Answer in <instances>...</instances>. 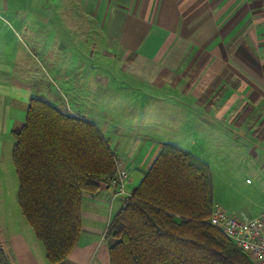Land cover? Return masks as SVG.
<instances>
[{
    "label": "crops",
    "instance_id": "1",
    "mask_svg": "<svg viewBox=\"0 0 264 264\" xmlns=\"http://www.w3.org/2000/svg\"><path fill=\"white\" fill-rule=\"evenodd\" d=\"M7 2L0 0V15L9 12ZM56 4L40 10L73 16L74 22L71 18L59 24V32L66 35L54 34L46 45L45 28L50 24L29 19L22 28L37 47H53V60L61 54L54 60L58 81L39 96H34L35 87L0 83V134L9 140L15 122L24 121L20 106L40 97L94 124L127 174L123 195L117 193L116 176L103 180L95 194L82 193L77 244L56 264H109L106 226L161 144L171 142L166 138L208 166L213 204L221 202L214 190L213 166L225 158H240L257 175L264 169V0H58ZM95 61L106 70L95 73ZM113 64L118 78L170 101L171 105H163L166 110L181 112V133L170 130L167 137L156 139L153 134H165L161 124L134 135L124 133L125 128L121 133L103 128L94 116L93 81L104 85L108 78L114 79L109 71ZM6 99L16 104L4 105ZM10 173L0 155V264H49L43 245L11 199Z\"/></svg>",
    "mask_w": 264,
    "mask_h": 264
},
{
    "label": "trees",
    "instance_id": "2",
    "mask_svg": "<svg viewBox=\"0 0 264 264\" xmlns=\"http://www.w3.org/2000/svg\"><path fill=\"white\" fill-rule=\"evenodd\" d=\"M11 135L17 203L47 262L59 263L79 238L82 193L115 176L116 156L94 124L40 97ZM212 194L208 166L162 143L106 226L109 264H253L208 224Z\"/></svg>",
    "mask_w": 264,
    "mask_h": 264
},
{
    "label": "rangeland",
    "instance_id": "3",
    "mask_svg": "<svg viewBox=\"0 0 264 264\" xmlns=\"http://www.w3.org/2000/svg\"><path fill=\"white\" fill-rule=\"evenodd\" d=\"M56 1L58 2V0ZM56 3L55 0H8L7 7L9 12L0 15V73L3 79L0 83L2 85L9 86L14 84L23 87H35L34 96H39L38 93H41V90L49 86L53 88L52 84L57 83L54 66L58 64L54 60L60 59L59 55L61 54L56 53L57 55L53 60V47H37L34 45L36 42L33 38L29 37L22 28V24L28 23L29 19L32 20V23L50 24L45 28L46 45L49 44L54 34L63 33V35H66L64 31L59 32V24L69 22L71 18L74 22L73 16H61L51 11L40 10L41 8H51V6L57 5ZM12 8L20 9V13L15 14L10 10ZM30 9H39L40 13L36 14L35 11ZM30 12L33 13L32 17L29 16ZM35 29L40 31L39 28ZM84 33L83 31V35ZM98 51H101V48H97ZM94 66L95 73H102L106 70L102 68V64L98 61L94 62ZM109 71L115 78H108L107 84L102 85L96 79L93 81L94 116L98 117V122L103 125L104 129L111 128V131L121 133L125 128L124 133L129 132L130 135H134L135 132L142 130H153V128L161 124L162 126H160L164 127L165 134H153L156 139L161 136L167 137L170 130H177L181 133V118L178 117L181 112L166 110L163 106L171 105L170 101L160 99L163 98L161 96H154V98L150 92H143V90L129 85L128 81L130 80L127 78L128 81L118 78L120 75H118L116 64H113ZM7 103L9 105L16 104L6 99L4 105H7ZM151 106H159L161 109L153 111L150 110ZM25 109L26 106H20V110L23 112H25ZM169 115L174 116V118ZM169 118L172 120H169ZM21 123L22 121L15 122L17 127ZM17 127L15 126V128ZM177 131H174L175 135H178ZM114 132L112 133L114 134ZM166 139H170V143H177L171 138ZM9 140L5 139V135L0 134V155L6 166L11 169V173L8 174L9 180L12 179L14 184L11 199L18 206L16 199L18 183L11 162V150L14 143L12 135ZM257 168L258 170L261 169L259 166ZM212 170L214 190L221 199V202L216 204L220 203L228 212L236 216L247 218L258 216L264 211L263 168L257 175L247 168L245 162L240 158H225L221 164L216 167L213 166ZM18 210H20L19 206Z\"/></svg>",
    "mask_w": 264,
    "mask_h": 264
},
{
    "label": "built area",
    "instance_id": "4",
    "mask_svg": "<svg viewBox=\"0 0 264 264\" xmlns=\"http://www.w3.org/2000/svg\"><path fill=\"white\" fill-rule=\"evenodd\" d=\"M116 166L117 193L123 195L125 194L123 183L126 181L127 174L124 169L118 167V162ZM208 224L247 255L253 264H264V211L258 216L245 218L229 213L217 204H213Z\"/></svg>",
    "mask_w": 264,
    "mask_h": 264
}]
</instances>
